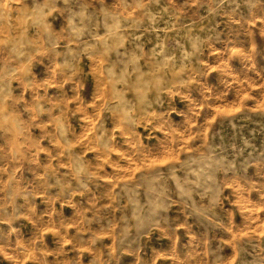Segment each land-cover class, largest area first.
I'll use <instances>...</instances> for the list:
<instances>
[{
    "label": "rangeland",
    "instance_id": "obj_1",
    "mask_svg": "<svg viewBox=\"0 0 264 264\" xmlns=\"http://www.w3.org/2000/svg\"><path fill=\"white\" fill-rule=\"evenodd\" d=\"M0 264H264V0H0Z\"/></svg>",
    "mask_w": 264,
    "mask_h": 264
}]
</instances>
